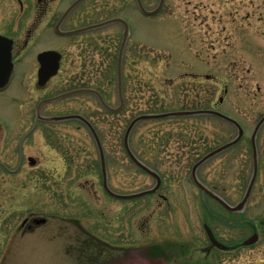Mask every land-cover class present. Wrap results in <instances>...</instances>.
Segmentation results:
<instances>
[{"label": "rangeland", "instance_id": "rangeland-1", "mask_svg": "<svg viewBox=\"0 0 264 264\" xmlns=\"http://www.w3.org/2000/svg\"><path fill=\"white\" fill-rule=\"evenodd\" d=\"M107 1L100 0L101 7ZM143 3L154 9L159 0ZM109 5L101 15L124 17L131 31L123 68L126 105L119 114L101 111L94 121L108 161L111 188L127 194L155 184V178L130 158L124 145L126 129L135 116L210 107L238 119L245 134L240 143L205 162L198 176L229 203L237 204L253 173L251 134L264 115V0H165L153 15L142 13L135 0H114ZM115 28V50L100 56V63L107 66L99 77L101 86L112 85L100 88L113 92L118 105L116 61L123 26L116 23ZM236 134L232 123L211 115L139 122L130 137L132 149L165 182L157 194L129 199L106 192L93 135L87 130L68 135L67 145L74 156H80L83 182L4 184L0 264H90L89 255L94 256L92 251L101 245L91 244L89 255L79 257L86 237L64 220L73 216L107 245L134 248L143 243L170 259L190 256L183 264H264V124L258 133L259 173L243 211H228L204 195L191 177L200 156ZM49 153L56 155L53 150ZM29 212L47 217L48 222L33 230L20 228ZM206 223L225 248L203 250L208 244ZM255 229L258 240L242 244ZM147 264L164 262L155 259Z\"/></svg>", "mask_w": 264, "mask_h": 264}, {"label": "flooded vegetation", "instance_id": "flooded-vegetation-1", "mask_svg": "<svg viewBox=\"0 0 264 264\" xmlns=\"http://www.w3.org/2000/svg\"><path fill=\"white\" fill-rule=\"evenodd\" d=\"M75 1L0 0V36L6 39L11 51V74L6 84L0 87V199L4 184L13 187L20 182L82 183L83 170L78 164L80 156L72 153L73 149L66 143L67 136L73 133L82 135L85 130L91 131L81 119L58 118L80 114L91 121L98 132L94 121L101 117V111L119 114L126 105L124 96L122 108L114 112L103 105L99 95L91 91L52 99L86 88L99 91L109 107L116 108L120 105V102L115 105L113 92L100 88H110L112 85L108 82L101 86L99 77L100 71L107 66L100 63V56H107L115 50L117 22L96 26L115 17L101 15V12L110 8L109 1L113 5L114 0H108L103 7L100 0H81L71 8ZM128 41L129 39L123 55ZM51 51L54 53H46ZM124 66L123 57L122 70ZM51 71L55 73L49 75ZM124 81L123 72V87ZM98 134L100 135L99 132ZM51 150L56 155H51ZM107 174L109 181L108 161ZM161 177L162 183L157 193L165 182L162 175ZM101 180L103 182L102 174ZM201 181L205 183L204 180ZM160 195L166 198L165 195ZM29 213L22 219L20 228L33 230L48 222L47 217ZM43 219L45 221L42 222ZM64 220L76 226L80 234L86 237L83 240L85 248L79 251V257L80 254L89 255L87 251H91V244L101 245L92 251L96 253L94 256L89 255L90 264H147L155 259L162 260L164 264L190 261V256H174L170 259L165 254H155L143 243L134 248L125 244L107 245L90 234L75 216L65 217ZM214 235L219 240L215 232ZM210 244L208 237L206 246ZM217 247L219 245L212 247L208 253Z\"/></svg>", "mask_w": 264, "mask_h": 264}, {"label": "water", "instance_id": "water-1", "mask_svg": "<svg viewBox=\"0 0 264 264\" xmlns=\"http://www.w3.org/2000/svg\"><path fill=\"white\" fill-rule=\"evenodd\" d=\"M80 1L81 0H76L75 3H73V5L71 6V8ZM164 1L165 0H160L158 6L154 9H147L144 6L142 0H137L140 10L146 15H153V14L158 13L161 10V8L163 7ZM111 22H120L124 25L123 40H122L121 48L119 51L118 68H117L118 93H119V98H120V105L116 108H111L105 103V101H104V99H103V97L99 91H97L95 89H86V88L70 91V92L55 96L52 98L53 100L58 99V98L63 97V96H66V95H69V94H72V93L91 91V92H94L97 95H99L101 102L108 109H110L114 112H118L122 108V106L124 104L123 77H122V57H123V51H124L126 42H127L128 37L130 35V26H129V23L127 22V20L123 17H113L111 19L100 22L96 26L107 25L108 23H111ZM46 53L47 54L54 53V51L46 52ZM54 73H55V71H51L48 74L52 75ZM10 74H11L10 45H8V43L6 42V39L4 37L0 36V87L4 86L6 84V82L9 80ZM198 114H212V115H216V116H218V117H220L226 121H229L230 123H232L233 125L236 126L238 133H237L235 138L231 139L230 141H227L226 143H224V144L216 147L212 151L208 152L199 161H197L194 164V166L192 168L193 180L203 190V192L207 193L208 195H210L211 197L216 199L219 203H221L229 211H231V212L243 211L245 209L247 203H248L249 197L251 195L253 186L255 184V181H256V178H257V175L259 172V153H258V147H257V135H258V132H259L261 126L264 124V115L260 118V120L256 124V126L253 130V133L251 135V144H252V152H253V173H252L250 182L248 184V187L246 189V192H245L242 200L239 201L235 205L230 204L224 197H222L221 195H219L218 193L214 192L209 187H207L199 179V177L197 175V169L201 164H203L204 162H206L207 160H209L213 156H215V155L231 148L232 146L236 145L242 139V137L245 133V129H244L243 125L237 119H235L234 117H232L230 115H227V114H225V113H223L217 109L206 108V109L174 110V111H166V112H160V113H144V114L138 115L134 119H132V121L130 122V124L127 127V130H126L125 136H124L125 148L129 154V156L131 157V159L139 167H141L142 169H144L145 171H147L148 173H150L151 175H153L156 178V184L152 188L145 189V190L138 191V192L127 193V194L115 192L114 190H112L110 188V186L108 184V178H107L106 157H105L103 145H102L99 134L97 133L95 127L91 124V122L80 114L67 115V116L60 117L58 119L78 118V119L83 120L86 123V125L90 128V130H91V132H92V134H93V136L97 142L98 148H99L102 173L104 176V181H103L104 188L106 189V191L109 194H111L114 197L122 198V199H129V198L144 196V195L149 194V193H154L160 188L161 183H162V178L159 175V173L157 171H155L154 169H152L147 164H145L142 160H140L137 157V155L133 152V150L131 149L129 138H130V134H131V131L134 128V126L139 121L145 120V119L166 118V117H172V116H188V115H198ZM43 221H45V219H43L42 222ZM205 227H206L207 233L209 235V238L212 242L210 246L205 248V250L208 251L215 245L225 247L223 245V243L217 241V239H216L213 231L211 230V228L208 225H206ZM258 238H259V234H258V232L255 231L253 234H251L248 238H246L244 240V244H246V245L252 244V243L256 242L258 240Z\"/></svg>", "mask_w": 264, "mask_h": 264}]
</instances>
